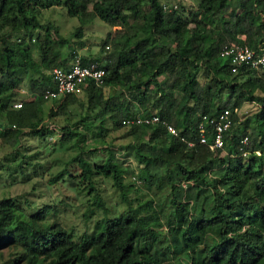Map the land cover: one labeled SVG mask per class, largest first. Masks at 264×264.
<instances>
[{
  "label": "trees",
  "instance_id": "1",
  "mask_svg": "<svg viewBox=\"0 0 264 264\" xmlns=\"http://www.w3.org/2000/svg\"><path fill=\"white\" fill-rule=\"evenodd\" d=\"M38 1L42 6L53 3L52 0H0V111L4 112L0 134H9L12 141L23 130L41 136L50 133L47 126L36 127L34 119L40 103H54L56 108L50 107L48 113H55L76 96L67 93L56 100L42 97L45 89H55L50 77L52 68L65 67L69 60L66 57L59 61L47 39L37 45L38 68L34 62L32 64L27 48H18L19 42L12 45L4 42V28L29 30L39 26L33 6ZM90 1L91 10L86 11ZM62 3L69 16L81 21L96 16L109 24L129 25L133 31L126 34L120 48L104 63L107 69L104 85L95 86L86 81L82 93L93 105L103 101L102 109L111 127H129L127 133L132 134L134 142L130 144L128 155H132L131 161L136 164L135 169H131V178L134 183L156 180L158 190L168 185L166 203L169 208L162 214L152 198L134 204L137 198L128 197V187L132 184L124 182L123 178L128 169L127 164L124 165L126 161L117 160L125 148L106 145L101 162L91 163L80 154L72 161L80 170L77 177L87 186V192H92L90 204L107 212L92 181L93 176L102 175L111 179L125 202L123 212L104 217L91 236L83 233L75 240L64 227L44 220L46 208L35 211L33 217L38 223L15 220L18 199L2 197L0 244L19 241L24 249V264H166L167 257L178 252L189 255L188 264H264V68L254 70L240 65L232 73L226 60L218 54L223 42L238 40L239 35L244 36L243 42L247 45L256 46L264 36V0H238L236 19L231 22L233 26H226L224 34L218 33L215 44L199 49L193 44L196 38H205L199 18L196 15L187 17L176 8H166L159 0H64ZM199 6L200 16L212 22L216 13L227 9L228 0H200ZM189 22L194 23L191 28L187 26ZM138 30L142 35L137 38L134 34ZM161 37L170 40L163 43ZM172 42L174 48H171ZM73 53L71 50L68 55L73 56ZM208 59L212 62L204 66L205 73L212 72V75L207 77L203 72L197 75L194 71L197 62ZM79 60L85 64L96 59L80 56ZM27 71L39 74L28 77V90L39 96L21 103L18 108L5 109ZM127 83L133 89L136 108L122 107L114 99L116 96L101 99L102 87ZM253 88H259L262 96L256 97ZM222 93L227 97L222 98ZM254 98L258 102L254 103L257 110L252 118H236L242 104ZM223 108L229 109L233 123L222 133V148L215 150L205 144L188 147L177 137L167 134L161 123H121V118L131 114L148 116L154 113L172 123L179 134L191 139L197 132L199 114L214 116ZM66 133L67 136L77 134L68 128ZM244 134L249 151L246 157L237 150L238 139ZM206 135L210 141L213 135L210 125ZM62 137L61 132L59 138ZM157 143L160 147L154 149ZM174 176L180 177L178 182L184 180L185 189L175 184ZM54 179L52 177L51 181ZM209 187L212 206L207 213L199 208L204 213L192 216L188 205L195 206L199 188ZM189 189H193V199ZM210 231L216 232V240H208Z\"/></svg>",
  "mask_w": 264,
  "mask_h": 264
},
{
  "label": "rangeland",
  "instance_id": "2",
  "mask_svg": "<svg viewBox=\"0 0 264 264\" xmlns=\"http://www.w3.org/2000/svg\"><path fill=\"white\" fill-rule=\"evenodd\" d=\"M62 1L64 0L59 2L52 0L53 3L49 6H42L39 1L35 5L33 4L39 24L35 29H3L4 42L9 45L19 42L18 48H27L25 50L29 51L28 54L32 60L30 61L32 64L34 62L36 68L39 67L40 57L37 45L43 39H47L51 43L50 46L56 52L59 61L66 57L71 59L73 56H86L105 63L109 56L120 48L126 34L133 33L129 25L121 27L117 24H109L96 16L85 21H81L76 16H69ZM159 2L164 4L166 8L181 10L187 17L196 15L199 18L198 24L205 32V38L194 40L193 44L196 49L207 44H215L219 36L218 33L224 34L226 26H233L231 22L236 19V13L239 9L238 0H228L227 9L216 13L211 18L213 19L212 22H209V19L205 20L200 16V0H159ZM85 9L86 11L91 10V1L86 4ZM255 18L258 23L257 15ZM136 22L134 21V24ZM193 24L189 22L188 28H191ZM78 28L79 34L77 35ZM141 35L139 30L134 34L137 38ZM224 36L226 37V35ZM169 40L165 37L160 38L163 43ZM171 48H174V42H172ZM71 50L74 52L73 56L68 55ZM210 62H212L210 59L202 63L198 61L196 68H194L195 73L197 75H200L201 72L205 73V67ZM35 73L38 74L29 71L23 74L15 89L14 101L23 103L39 96L28 90V77ZM210 75L212 72H207L204 76L209 77ZM201 78L205 79V77ZM128 85L129 83L124 86L107 85L102 87L100 90L101 99L116 96L114 99L122 104V107L127 106L128 109H131L136 104L133 103L135 100L133 89L129 88ZM253 92L256 97L262 96L259 88H253ZM221 96L226 98L227 94L222 93ZM255 101H257L256 98L245 101L240 107L239 115L236 112V118L238 116L241 117L240 120L246 116L252 118V114L257 110L254 107ZM11 103L5 109L13 108ZM50 107L56 108L52 102H41L40 110L34 119L37 122V128L47 126L51 129L50 133H44L41 136L23 130L18 137L13 138V141L9 138V134H0V198L15 197L18 199L19 208L15 210V220L38 223L33 217L35 211L40 207L46 208L47 213L44 220L64 227L73 239L78 240L83 233L91 236L96 231L99 221L104 217L116 216L123 212L126 209L125 202L121 200L117 189L113 187L111 179L102 175L93 176L92 181L95 191L100 194L107 208V212L104 213L100 208L91 205L92 192L88 193L87 186L77 177L80 170L78 165L72 161L76 154H80L91 163L101 162L105 154L103 148L106 145L125 148L124 153L119 155L117 160L119 162L126 161L124 165L127 164L128 169L123 173V178L124 182L132 184L128 187V197L131 200L137 198L134 204L152 198V203L161 210L162 214L167 212L169 208L166 203L168 185H164L158 190L155 185L156 180L133 182L130 173L131 169H135L136 164L134 160L131 161L132 155L129 150L130 144L134 142L133 136L127 133L129 127L110 126V119L102 109L103 101L98 105H93L81 93L55 113H48ZM122 107L120 109L121 117L124 114ZM134 108L136 106H133L132 109ZM3 119L4 112L0 111L1 123H3ZM1 125L4 126V123ZM252 125L251 121L250 127ZM66 128L75 131L77 134L67 136V133L65 134ZM61 132L63 137L59 138ZM159 147V143H157L154 149ZM128 152H130L129 155ZM138 167L140 168V166ZM138 167L136 169H139ZM140 174L142 175V172ZM52 177L55 178L53 181H51ZM174 179L175 184L181 185L183 189L186 188V186L183 187L182 182L184 180L178 182L180 179L178 176H174ZM208 189L199 188L195 206L188 205L189 210L193 212L192 216L204 213L199 211V208L207 213L212 206V195L210 194L212 189L211 187ZM188 193L193 199V189H189ZM188 203H191V200ZM161 228L166 230L164 225H161ZM207 238L210 241L216 240V232L210 231ZM23 254L24 249L19 241H8L0 244V264H24ZM166 260V264H188L189 255L186 252L172 253Z\"/></svg>",
  "mask_w": 264,
  "mask_h": 264
},
{
  "label": "built area",
  "instance_id": "3",
  "mask_svg": "<svg viewBox=\"0 0 264 264\" xmlns=\"http://www.w3.org/2000/svg\"><path fill=\"white\" fill-rule=\"evenodd\" d=\"M264 19V18H263ZM244 36L239 35L238 40H228L219 47L218 54L220 58L225 59L229 65V70L234 73L240 65L254 70L264 68V36L256 43V46H249L243 42ZM107 75L105 64L98 60H92L82 64L79 56H73L66 62L65 67L55 66L52 68L50 77L54 81V90L45 89L42 97L45 100H56L60 95L73 93L75 95L82 93L86 81L95 86H103L104 78ZM20 101L12 102L13 108L20 107ZM236 112V109H234ZM229 109L223 108L214 116L199 114V120L196 124V135L194 138H186L179 134L172 123L161 119L157 114L142 116L140 114H131L121 118V123L125 125H148L161 123L167 134L177 137L188 147H194L196 144H205L210 150L220 149L223 146V131L227 130L233 123ZM210 125L213 131L210 141L206 135L207 127ZM247 135L244 134L238 139L237 150L246 157L248 150L246 148ZM258 153V151H256Z\"/></svg>",
  "mask_w": 264,
  "mask_h": 264
}]
</instances>
